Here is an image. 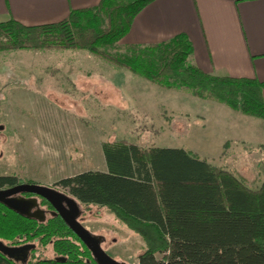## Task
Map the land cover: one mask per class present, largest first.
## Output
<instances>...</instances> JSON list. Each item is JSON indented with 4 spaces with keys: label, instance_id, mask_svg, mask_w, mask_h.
<instances>
[{
    "label": "trees",
    "instance_id": "trees-1",
    "mask_svg": "<svg viewBox=\"0 0 264 264\" xmlns=\"http://www.w3.org/2000/svg\"><path fill=\"white\" fill-rule=\"evenodd\" d=\"M154 0H100L71 10L61 21L27 26L0 22V52L85 50L166 89L217 102L264 119V84L206 73L187 59L192 46L177 34L158 43L120 44L135 16ZM118 45L114 52L102 47ZM106 170H84L56 185L85 205L109 209L142 238L137 264H264V166L257 188L183 147L101 144ZM15 176H0V187ZM0 241L34 244L26 264H96L91 252L58 216L28 218L0 203ZM37 250L53 256L35 258ZM161 258H156V255ZM55 257H64L57 261ZM0 264H22L0 252Z\"/></svg>",
    "mask_w": 264,
    "mask_h": 264
},
{
    "label": "rangeland",
    "instance_id": "rangeland-1",
    "mask_svg": "<svg viewBox=\"0 0 264 264\" xmlns=\"http://www.w3.org/2000/svg\"><path fill=\"white\" fill-rule=\"evenodd\" d=\"M101 49L114 52L118 45ZM43 50L0 52V174L70 196L57 180L104 169L101 144L127 139L144 147L183 146L252 188L260 185L264 134L257 117L233 111L240 120L225 119L216 107L228 110L223 104L163 88L98 56L69 58ZM87 70L92 82L82 78ZM78 204L79 221L103 250L117 261L137 264L142 238L109 209ZM50 256V250L34 254Z\"/></svg>",
    "mask_w": 264,
    "mask_h": 264
},
{
    "label": "crops",
    "instance_id": "crops-1",
    "mask_svg": "<svg viewBox=\"0 0 264 264\" xmlns=\"http://www.w3.org/2000/svg\"><path fill=\"white\" fill-rule=\"evenodd\" d=\"M99 1L0 0V22L12 18L27 26L54 23L64 19L71 10L92 7ZM177 34L186 35L191 43L188 63L212 75L255 79L264 84V0H154L135 16L120 44L158 43ZM43 51H51L43 54L57 52L69 58L96 57L80 49ZM85 74L82 78L92 82L88 70ZM73 76V84L78 85L77 78L81 76L77 73ZM262 96L264 100V87ZM216 107L222 118L237 115L236 119L240 120L238 111ZM258 119L264 134V119ZM127 141L140 145L137 141ZM105 170L106 165L101 171Z\"/></svg>",
    "mask_w": 264,
    "mask_h": 264
},
{
    "label": "water",
    "instance_id": "water-1",
    "mask_svg": "<svg viewBox=\"0 0 264 264\" xmlns=\"http://www.w3.org/2000/svg\"><path fill=\"white\" fill-rule=\"evenodd\" d=\"M21 192L35 194L48 201L69 229L88 248L96 264H125L109 256L101 247L100 239L91 234L90 231L78 221L77 218L80 210L78 200L75 197L69 196L50 186L37 183H21L7 189H0V203L17 213L38 218L39 220H44L42 211L35 210L34 212H30V209L35 204L34 198L29 199L27 202H23L22 199L13 197V195ZM65 205H67L68 208H66ZM34 247V244L8 246L0 241V252L8 258L22 264L26 262L30 250ZM55 259L61 262L65 261L64 257H55Z\"/></svg>",
    "mask_w": 264,
    "mask_h": 264
},
{
    "label": "flooded vegetation",
    "instance_id": "flooded-vegetation-1",
    "mask_svg": "<svg viewBox=\"0 0 264 264\" xmlns=\"http://www.w3.org/2000/svg\"><path fill=\"white\" fill-rule=\"evenodd\" d=\"M0 176H14V175H2V174H0ZM15 177H16V176H15ZM17 179H18V178H17ZM21 183H34V182H20L19 179H18V181H17L16 183L11 184V185H9V184L3 185L2 187H0V189H7V188L13 187V186H15V185H17V184H21ZM70 196H72V195H70ZM13 197L18 198V199H22L23 202H27L29 199H33V198H34V199H35V204H34V206L30 209V212H34L35 210H40V211L43 212L44 219H45L48 215L58 216V217H60V216L56 213V211H55V209L53 208V206L50 205V203H49L48 201H46L45 199H43V198L40 197V196H37V195H35V194H31V193L21 192V193H17V194H15V195H13ZM78 202H79V201H78ZM78 206H79V204H78ZM65 207L68 208L67 205H65ZM79 210H80V209H79ZM21 215L26 216V217H28V218H34V217H29V216L24 215V214H21ZM79 215H80V213H79ZM79 215H78V218H77L78 221H79ZM60 218H61V217H60ZM34 219L39 220L38 218H34ZM79 222H80V221H79ZM80 223H81V222H80ZM21 245H24V244H21ZM17 246H20V245H17ZM33 249H34V248H33ZM33 249L30 250L29 255H28V258H27V260H26V262H25L24 264H26V263L28 262V260L30 259V257H31V251H32ZM14 261H15V260H14ZM16 262H17V261H16Z\"/></svg>",
    "mask_w": 264,
    "mask_h": 264
}]
</instances>
